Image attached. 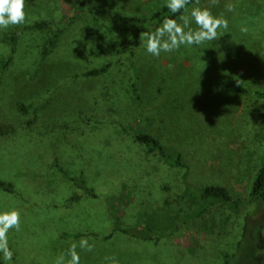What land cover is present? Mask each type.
Listing matches in <instances>:
<instances>
[{
	"label": "rangeland",
	"instance_id": "374dc122",
	"mask_svg": "<svg viewBox=\"0 0 264 264\" xmlns=\"http://www.w3.org/2000/svg\"><path fill=\"white\" fill-rule=\"evenodd\" d=\"M81 1L26 0L25 23L0 29V178L18 191H0V212L15 209L21 222L20 231L8 232L13 258L0 254V264H55L82 238L94 248H77L80 264H109L106 257L118 264H223V253L252 264L251 241L242 240L247 223H264V205L250 199L264 162V100L252 93L264 90V0L190 6L223 14L227 33L159 57L140 40L142 32L152 34V23L114 15L149 17L166 0ZM35 23L46 26L28 28ZM15 31L13 45L6 38ZM116 50L126 52L109 53ZM132 63L140 99L131 88ZM135 129L182 151L190 169L150 153ZM58 161L69 175L82 173L98 196L72 202L83 191L57 170ZM186 171L192 186H225L234 202L186 221L201 204L179 198ZM117 211L125 224L141 220L159 239L120 232L105 239Z\"/></svg>",
	"mask_w": 264,
	"mask_h": 264
},
{
	"label": "trees",
	"instance_id": "16d2710c",
	"mask_svg": "<svg viewBox=\"0 0 264 264\" xmlns=\"http://www.w3.org/2000/svg\"><path fill=\"white\" fill-rule=\"evenodd\" d=\"M203 1V0H200ZM86 0L81 1V7L85 5ZM195 4V0H192V3H190L187 7ZM184 13H171L166 4L163 5L155 14L149 17H126L121 16L119 14L114 15V18L117 20H128V21H135V22H150L153 24L152 33L155 32L156 28L161 26L162 21L164 18H173V19H179L180 15ZM46 23H35L34 25L28 26V28H34V29H41L45 27ZM18 31H15L12 35H8L6 39H10L11 42L14 45L16 35ZM126 52V50H116V51H110L109 53H117L122 54ZM134 72L136 74L135 82L132 85V91L136 97V99H140V93L138 91V73L134 66V63H132ZM106 71V67L101 68H94L87 72L88 75H97L101 72ZM226 88L229 90H236L244 93H250L251 90L245 89V87L237 86L231 83H226ZM254 96L257 99L264 100V90H255L252 91ZM2 127H0V132H2ZM134 137L136 141H138L141 145L145 146L146 149L150 153H157L159 154L163 159L167 161L173 168H179V167H187L189 170L190 167H188L184 162V154L182 151L175 150L172 151L165 144L155 135L151 133H147L142 129H135L133 131ZM45 141V140H43ZM54 166L59 170V172L67 178L69 181H71L74 186L79 188L83 191V194L75 193L71 197L72 202L79 201L83 196H91V197H97L98 193L96 189L92 186H89L87 180L85 179L84 175L81 173L76 176L69 175L67 170L62 166L61 163L56 162ZM183 182L185 185L184 192L179 195V198L181 199H192V200H198L201 202L200 206L195 209V211L187 214L185 217L186 221H192L196 218H199L210 206L218 204V203H227V202H234L233 196L230 193V190L221 185H206L202 188H197L192 186L190 182L188 181V171L183 176ZM0 191L4 193L9 194H18L17 188L15 184L12 181H8L5 179L0 178ZM250 199L253 201H260L264 205V162L262 167L260 168L259 172L256 174V179L254 182V188L253 192L250 195ZM112 219H113V232L109 236H107L105 239H110L115 235V233H124L132 237H136L143 240H150L152 238L159 239V236L154 237L152 235V227L147 226L144 227L141 220H138V226H134V224H125L124 222V213L122 211H117L112 213ZM142 224V225H140ZM92 234V233H91ZM94 234V233H93ZM168 236H171L170 233H165ZM88 233H76L73 235L74 237H82L87 236ZM250 240V252L251 254V263L252 264H264V223H256L254 226L250 225L249 223L245 226V232L243 236L242 242H247ZM241 242L239 244L238 253L235 254L239 255L240 251L243 249L241 248ZM247 249V248H246ZM245 249V250H246ZM223 258V264H236V261L233 259L234 255L230 256L226 253L222 254ZM241 264V263H240Z\"/></svg>",
	"mask_w": 264,
	"mask_h": 264
},
{
	"label": "clouds",
	"instance_id": "9594fccd",
	"mask_svg": "<svg viewBox=\"0 0 264 264\" xmlns=\"http://www.w3.org/2000/svg\"><path fill=\"white\" fill-rule=\"evenodd\" d=\"M190 3L192 0H166V6L171 13L184 14L180 15V22L166 17L154 33L142 32L140 34L141 43L146 48L147 53L159 57L161 52H173L178 50L181 45L199 46L206 41L217 40L224 33H227L228 20L224 18L223 14L214 16L209 7L194 6L189 10L187 6ZM25 4L26 0H0V29L25 23ZM195 4L199 5L200 0H195ZM209 4L210 6H217L219 0H209ZM225 8L228 12L235 10V6L231 3L226 4ZM193 23L195 28L191 26ZM221 29L224 31L219 32ZM240 30L247 32L246 27H241ZM20 227L19 211L13 209L0 212V254L5 261H11L13 258V252L8 242V232L11 229L20 231ZM78 247L81 250L91 252L94 245L82 238L78 244L73 243L66 254L59 256L55 264H80ZM105 259L109 261V264H118L115 257H106Z\"/></svg>",
	"mask_w": 264,
	"mask_h": 264
}]
</instances>
